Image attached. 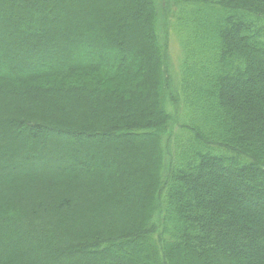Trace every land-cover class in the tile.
I'll return each mask as SVG.
<instances>
[{
	"label": "trees",
	"instance_id": "16d2710c",
	"mask_svg": "<svg viewBox=\"0 0 264 264\" xmlns=\"http://www.w3.org/2000/svg\"><path fill=\"white\" fill-rule=\"evenodd\" d=\"M0 264H264V0H0Z\"/></svg>",
	"mask_w": 264,
	"mask_h": 264
},
{
	"label": "rangeland",
	"instance_id": "374dc122",
	"mask_svg": "<svg viewBox=\"0 0 264 264\" xmlns=\"http://www.w3.org/2000/svg\"><path fill=\"white\" fill-rule=\"evenodd\" d=\"M160 3L163 0H158ZM165 5V4H164ZM164 5L160 7V11H161V25H162V33L164 31V33L166 34V36L169 38L170 42V54H169V69L171 74H174V76L179 74L180 71V64L182 62V48H181V41H180V34H179V30L178 27L176 25L175 22V17L177 16L178 13V3H177V7L175 3H170L168 2L165 5V9H164ZM162 10H165L168 14V16L171 15V20L170 23L168 24L165 20V16L164 13L162 12ZM54 127L56 128H62L61 124H54ZM100 143H101V139H100ZM35 152V151H34ZM29 154V153H27ZM30 156V154H29ZM42 163V162H41ZM36 164L38 166H42L43 164Z\"/></svg>",
	"mask_w": 264,
	"mask_h": 264
}]
</instances>
